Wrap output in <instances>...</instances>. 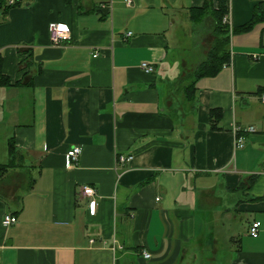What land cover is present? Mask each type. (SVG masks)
<instances>
[{
	"label": "crops",
	"instance_id": "0c3cea01",
	"mask_svg": "<svg viewBox=\"0 0 264 264\" xmlns=\"http://www.w3.org/2000/svg\"><path fill=\"white\" fill-rule=\"evenodd\" d=\"M20 1L0 22L10 83L0 85V164L9 138L24 154L0 176V264H264V23L230 35L229 61L199 78L187 103L184 30L211 24L189 18L204 0ZM257 1L228 0V28ZM52 22L70 29L60 46L50 43ZM212 108L222 112L218 129ZM73 146L81 153L67 167ZM85 184L97 191L94 215ZM5 214L16 222L3 225ZM219 239L230 246L219 251Z\"/></svg>",
	"mask_w": 264,
	"mask_h": 264
},
{
	"label": "trees",
	"instance_id": "16d2710c",
	"mask_svg": "<svg viewBox=\"0 0 264 264\" xmlns=\"http://www.w3.org/2000/svg\"><path fill=\"white\" fill-rule=\"evenodd\" d=\"M20 0L9 2V0H0V22L6 20L10 8L20 5ZM228 11V0H218L217 6H214L211 0H204L199 7H191L189 9V18L193 22H199L206 15H210L214 21L212 28L213 39L205 57L192 70H184L178 80L181 85V90L185 102L192 103L196 96V82L201 77L213 76L220 68L229 61L230 50L229 42L230 35L237 32H247L256 23H264V0H258L252 10L250 18L243 24L229 29L228 26L222 23V17ZM264 35V27L262 29V36ZM28 59L26 60L27 65ZM9 78L1 72L0 67V85H9ZM264 88V87H263ZM259 89L256 93L260 94L264 89ZM222 112L220 109L212 108L209 111V128L218 129L219 121L221 120ZM239 134L238 132L236 135ZM8 161L5 164H0V176L4 173L17 168L22 165L24 154L15 148L14 140L8 139ZM256 180V175H250L245 181L240 180L235 187L238 189H248Z\"/></svg>",
	"mask_w": 264,
	"mask_h": 264
},
{
	"label": "built area",
	"instance_id": "2783aa9c",
	"mask_svg": "<svg viewBox=\"0 0 264 264\" xmlns=\"http://www.w3.org/2000/svg\"><path fill=\"white\" fill-rule=\"evenodd\" d=\"M15 0H9V2H13ZM124 3L126 5L132 4V0H124ZM223 23H228L229 22V16L228 13L223 16ZM127 35H130V32L127 33ZM49 37H50V43L53 46H60L64 41H67L71 38L70 34V29L69 26L65 23L62 22H52L49 24ZM97 53H93V56L95 57ZM256 54H253L252 57H256ZM140 67L143 69L144 72L146 73H152L154 71V67L146 62H143L140 64ZM261 98L264 100V95L261 96ZM238 132L239 129H236ZM245 131L248 132H253L255 131L253 126H249L245 129ZM236 132V133H237ZM235 145L236 147H242L243 146V138L239 135H236L235 139ZM81 153V148L79 146H73L72 148L68 149L66 152V161L65 164L67 167H71L74 164H76L78 157ZM131 158V156H123L119 155L117 157L118 162L121 163H126L128 160ZM81 194L85 197L89 198L88 201V209L90 214L94 215L97 210L98 202L95 199L96 196V189L89 185L85 184L81 186ZM16 222V217L11 215V214H5L2 217V224L5 226H8L10 224H13ZM259 227H260V222L259 221H252L248 228H247V233L251 237H257L259 234ZM142 255L145 258L150 257V253L148 251L143 250Z\"/></svg>",
	"mask_w": 264,
	"mask_h": 264
},
{
	"label": "rangeland",
	"instance_id": "374dc122",
	"mask_svg": "<svg viewBox=\"0 0 264 264\" xmlns=\"http://www.w3.org/2000/svg\"><path fill=\"white\" fill-rule=\"evenodd\" d=\"M222 19H223V17H222ZM207 23L208 22H203L202 24H199V26L197 28H196V26H193V28L191 30H189V29L184 30L185 31L184 35L186 36V38L188 37L186 40H190L189 41L190 45H188L186 49H183L184 53L186 54L184 56H186V59H189V61H187L188 66H185L184 70L190 71L193 68H195L197 66V64L205 57L208 49L210 48L213 37H212L211 33L210 32L207 33V31L205 29L208 27H211V30H212L214 21H212L211 24H209V25ZM222 23H223V20H222ZM224 24H226V23H224ZM192 35H194L195 38L191 39ZM210 35H211V37H210ZM206 36H209V41H205ZM206 44H208L207 45L208 47H206V49L198 47L199 45H206ZM204 49H205V52H203ZM200 50H201V53H203L201 58L199 56ZM235 196H238V195H234V197ZM244 216H245L244 217L245 219L250 218V216H248V215H244ZM226 244L229 245L228 240L219 239V244H218L219 249L218 250L222 251L223 246Z\"/></svg>",
	"mask_w": 264,
	"mask_h": 264
}]
</instances>
